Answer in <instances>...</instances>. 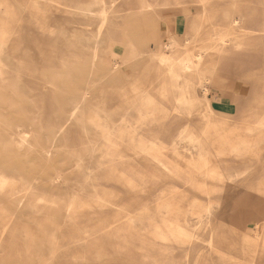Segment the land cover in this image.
<instances>
[{
  "label": "rangeland",
  "instance_id": "374dc122",
  "mask_svg": "<svg viewBox=\"0 0 264 264\" xmlns=\"http://www.w3.org/2000/svg\"><path fill=\"white\" fill-rule=\"evenodd\" d=\"M263 218L264 0H0V264H264Z\"/></svg>",
  "mask_w": 264,
  "mask_h": 264
},
{
  "label": "bare ground",
  "instance_id": "6f19581e",
  "mask_svg": "<svg viewBox=\"0 0 264 264\" xmlns=\"http://www.w3.org/2000/svg\"><path fill=\"white\" fill-rule=\"evenodd\" d=\"M199 1H204V0H199ZM202 15H200V18H199V20L197 21V23L199 24V26L201 25V26H203L204 25V23L203 22H208L209 23V26H210V28H209V31H218V30H222L223 31V29L222 28H216L217 26H215L214 24H212L211 23V21H210V17H211V13H209V12H207L206 10H204V11H202V13H201ZM104 17H105V15H104ZM194 18H192V19H190L189 18V21H191V20H193ZM177 29L178 28H175V31H177ZM227 30V29H226ZM229 30V29H228ZM200 30L199 29H193V28H191L190 30H189V33H191V34H194V35H198L197 34V32H199ZM167 33H168V35L169 34H172V32H171V29H170V26L168 25L167 26ZM175 33V32H174ZM167 46H170V45H167ZM164 61H166L165 59H164ZM164 61H162L163 63H164ZM164 80V79H163ZM165 81V80H164ZM107 127V126H106ZM231 141V140H230ZM234 144V143H233ZM230 148V147H229ZM237 148V147H236ZM238 155H243V154H238ZM254 155H255V152H254ZM240 157V156H239ZM30 187V186H29ZM30 189H31V187H30ZM29 190V189H28ZM24 196V195H23ZM19 199V198H18ZM22 200V199H21ZM23 202V201H22ZM21 203V202H20ZM17 205V204H16ZM263 228L262 229V232H261V234H259L258 233V230L260 229V228ZM255 229H256V231H257V233H256V241H255V245H254V255H253V258H252V260H254L255 258H256V254L258 253V250L259 249H263V251H264V218L263 219H258L257 220V222L255 223ZM223 238V237H222ZM261 247V248H260ZM261 255H263V254H261ZM253 262V261H252Z\"/></svg>",
  "mask_w": 264,
  "mask_h": 264
},
{
  "label": "crops",
  "instance_id": "0c3cea01",
  "mask_svg": "<svg viewBox=\"0 0 264 264\" xmlns=\"http://www.w3.org/2000/svg\"><path fill=\"white\" fill-rule=\"evenodd\" d=\"M214 10L220 12V11H219V8H214ZM215 11H214V12H215ZM214 12H212V17H213V19H215V20H217V21L224 22V23H228V24H231L233 21H234V22H235V21H238V20H234V18L232 19V16L235 14V13H233V12L225 11V12H223V13H220V19L217 18V17L214 15ZM188 21H189V20L187 19V21H186L187 32H189V30H190V25H188ZM168 25H169V24H168ZM168 25H167V26H168ZM167 26H166V29H165V34L168 35V33H167ZM234 26L236 27V25H234Z\"/></svg>",
  "mask_w": 264,
  "mask_h": 264
}]
</instances>
